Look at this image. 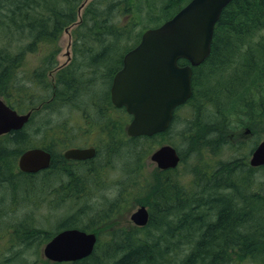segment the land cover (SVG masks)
<instances>
[{
    "label": "trees",
    "instance_id": "trees-1",
    "mask_svg": "<svg viewBox=\"0 0 264 264\" xmlns=\"http://www.w3.org/2000/svg\"><path fill=\"white\" fill-rule=\"evenodd\" d=\"M84 1L0 0V97L21 112L43 103L51 107L53 100L60 107H75L84 113L86 128H93V135L101 140L100 152L89 164L60 161L59 153L73 146L82 132L66 124L52 125V145L37 144L38 136L33 139L30 131L35 112L29 126L0 138V184L5 185L9 201L10 195L21 194L43 180L40 208L45 204L52 207V213L66 211L57 218L53 231L29 217L21 223L17 210H8V218L21 223L11 225L9 221L7 228L0 229L9 236L10 247L29 249L35 243L40 247L38 242L46 243L59 231L79 228L97 233L99 241L91 256L69 264H264V166L254 168L247 162L255 148L247 147L248 141L235 134L236 130L243 136L256 134L258 144V132L264 129V0H233L223 10L211 54L194 68L193 96L177 110L166 133L137 138L126 135L129 116L125 109L118 112V121L106 114L88 118V112L95 109L98 115L115 108L110 98L113 78L143 31L122 52L114 46L122 44V37L129 39L144 11L152 12L146 19L153 23L159 18L166 21L189 0H91L74 30L75 59L52 85L47 73L57 67L58 41L65 29L77 23ZM6 37L19 42L31 39V43L15 52L10 41L1 45ZM36 47H42L46 58L29 73L33 83L25 90L20 68L27 51ZM92 71L96 80L86 87L82 81ZM36 88L45 95L39 101L35 100ZM82 97L90 101L81 103ZM176 124L181 126L178 133ZM172 133L180 136L181 144L173 140ZM164 143L178 149L185 167L191 156L196 155L198 161L205 156V171L194 168L178 178L177 170L148 172L146 160ZM108 144L113 149L106 151ZM122 144L136 149L135 172L127 183L109 182L105 174ZM32 147L53 154L50 169L39 175L23 174L17 167L19 156ZM98 162L99 170L94 171ZM112 189L116 193L108 196ZM136 205L148 207L149 223L118 226V219ZM34 208L38 209L37 204ZM105 232L110 235L106 241L101 239ZM103 244L105 250L98 254ZM0 264L7 260L4 263L0 258Z\"/></svg>",
    "mask_w": 264,
    "mask_h": 264
},
{
    "label": "water",
    "instance_id": "water-1",
    "mask_svg": "<svg viewBox=\"0 0 264 264\" xmlns=\"http://www.w3.org/2000/svg\"><path fill=\"white\" fill-rule=\"evenodd\" d=\"M232 0H192L162 26L147 30L141 42L124 58V66L117 73L112 87L114 103L133 115L128 127L130 136H153L167 131L175 110L192 96L193 67L201 65L211 54L215 26L222 11ZM180 59L189 64L179 65ZM31 113L18 114L0 99V135L22 129ZM93 149H74L67 158L87 159ZM152 160L161 169L175 168L180 155L172 145L157 150ZM51 164V154L44 149L27 150L19 159V167L26 173H36ZM251 166L264 165V141L254 150ZM138 225L149 222L145 206L133 213ZM97 237L79 229L57 234L45 247V256L52 261H78L92 255Z\"/></svg>",
    "mask_w": 264,
    "mask_h": 264
},
{
    "label": "rangeland",
    "instance_id": "rangeland-1",
    "mask_svg": "<svg viewBox=\"0 0 264 264\" xmlns=\"http://www.w3.org/2000/svg\"><path fill=\"white\" fill-rule=\"evenodd\" d=\"M152 12H148V10L144 11L143 15L141 16V18L139 17L140 20V25L139 26H132L133 29L130 32L131 34L129 35V39H126V37H122L121 41L120 39L118 41H120L122 44L121 45H115L114 47H118L121 52L128 46H131L134 42H135V38L137 33L144 31L145 27H154L155 24H160L161 22H163V18H159L157 20V22L153 23L150 20H147L146 17H151ZM119 18H117L116 20H118ZM76 27H78V25H72L68 30L69 32L66 33L64 32L62 34V36L60 37L59 41H58V48H59V54L57 55V68H59L60 66H62L61 69L57 70L55 72L56 75V79H54V75H52V71L47 73L48 74V79L50 84L55 85L58 81V75L60 73V71L63 70V67L66 65H69L67 63V52L69 49V44L72 43V41L74 40V30L76 29ZM262 33H264L262 31ZM12 44L13 50L16 52L18 50H22L23 47L29 45L31 43V39L29 40H25L24 42H19L17 40H9V37H6L4 42H1L2 46H5V44L7 43ZM120 44V43H119ZM120 46V47H119ZM44 51L42 52V47L39 49L36 47V49H33L32 51H27L26 55H25V59L23 62V65L20 68V76H22L23 81L21 83V85L24 87V89L26 90V88H30L32 87V83L29 73L34 70V69H38V65L42 64V62H44L46 56L43 54ZM83 64V62L81 63ZM79 64V65H81ZM97 74L96 72L92 71L91 74H89L86 78L83 79V84L86 87H89L95 80H96ZM76 80H78V76H76ZM25 83V84H24ZM91 89V88H90ZM95 88H92V91H95ZM100 90H102V94H104L105 90H106V85L104 84ZM30 91V90H29ZM60 93V87L58 86V94ZM52 95H53V91H52ZM42 96H45L43 94V91H41L39 88H36V94H35V100L39 101L40 98ZM72 98H75V96H72ZM21 101H24L21 100ZM84 101H90L86 98H81V103H85ZM57 101L53 100L52 101V106L51 107H45L46 105H40L38 108H27V109H33L35 111L34 114V120H33V124L31 125V134H32V138L36 139V136H38V139L36 140L37 144H42V143H46V144H51L52 145V125H56V126H62L64 124H66V126L68 127H72L74 130L77 129H81V128H86V126H84V120L82 118V114L80 113V111H76L74 109H76L74 107H60L57 106ZM50 104V103H49ZM45 107V108H44ZM43 108V109H41ZM29 111V110H28ZM90 112L91 108H90ZM182 113V112H181ZM68 121H67V120ZM175 131L178 133V130L181 128V126L179 124L175 125ZM58 127H55L54 129H58ZM174 129V128H173ZM241 132V130H236L235 134L239 136V138L241 139H245L246 141H248V146L247 147H251V149L253 150L258 144L255 142L256 140L254 139V135L253 137L250 135H245L243 136L242 134L239 135V133ZM174 135H171L173 140H175V142L178 144H181L182 139L180 138L179 135H177L176 133H172ZM258 134H260V142L262 140H264V129L259 131ZM234 135V133H233ZM233 138V136H232ZM44 141V142H43ZM165 144V143H164ZM122 149L120 150L119 154H113L112 155V162H111V166L112 168H109L107 170L106 175V179L109 182H118L121 181V183H127V180L129 178H132L133 173L135 172V166H136V158H135V154L133 150H136L135 147L134 148H129V146L122 144ZM183 146V145H181ZM106 148V151L109 149H113V145H105L104 146ZM156 150H153V152ZM132 151V152H131ZM107 153V152H106ZM237 155H240V153H238ZM118 156V157H117ZM119 156L121 157V159H119ZM122 156L124 158H122ZM128 156V157H127ZM251 156V154H250ZM249 156V158H250ZM20 157V156H19ZM203 159H201L200 161L197 160V156L194 155L193 157L191 156L190 158H188V161L185 165H187V167L182 166V164L178 167L177 170V178L179 176L184 177V174L189 175V172L191 170H194V168H198L201 169V172H203L202 170L205 169V163L206 157L203 156ZM147 162V171L151 172L154 171L157 166L155 163L151 162L150 160V156L149 158L146 160ZM247 162H250V159L247 160ZM250 164V163H249ZM205 171V170H204ZM144 173H146V168L144 170ZM258 174V173H257ZM40 180V179H38ZM39 183L41 184H36L34 186H30L28 190H26L25 192L23 191L21 194H17L15 196H11L10 195V201H9V195L8 198L5 196L4 192H5V185L2 186V184H0V229L1 227H3L2 230H4V228H7L6 225H8L9 221L11 225H18L21 224L22 222H24V220L29 217L31 218V220H34L38 226H43V228H45V230H55V224L57 222L58 217L62 216L65 214L66 211H64L61 214L58 213H52V207H50L49 205L40 208V201H41V197L43 194V190H44V186H43V180H40ZM192 184H189L188 187L191 189L192 188ZM116 193V192H115ZM113 189L111 190V192L107 193L108 196L110 195H114L115 194ZM7 198V199H6ZM37 204L38 209H35L34 206L35 204ZM22 204H25L22 206ZM139 205H136L135 207H132L127 213H125L123 215V217H120L118 219L119 222H116V224L118 226L121 227H125V228H131L134 227V223L132 222L130 216L132 214L133 211H135L138 208ZM8 210H17L16 212H18V216H19V220H21L19 223H15L13 222L14 220H10L9 217V213ZM35 211H39L38 213L34 212ZM52 213V221H48L47 218L49 216V214ZM55 216V217H54ZM30 221V220H29ZM54 227H53V225ZM52 226V227H51ZM5 232V231H4ZM0 258L2 262H6L7 260V264H69V263H58V262H53L50 260H47L43 251H44V246L45 244L42 242H38V244L40 245L37 246V244H33L32 247H29V249L25 247H20L19 245L14 246V247H10L9 245V236L8 235H3V232H1L0 230ZM110 237L109 232H105L101 235V239H104V241L108 240ZM38 241V240H36ZM106 245L103 244L101 245V247L99 248V250L97 251L98 254L103 253V251L105 250ZM18 258H23L25 260V262L23 261H19ZM44 261V262H43ZM46 262V263H45Z\"/></svg>",
    "mask_w": 264,
    "mask_h": 264
},
{
    "label": "flooded vegetation",
    "instance_id": "flooded-vegetation-1",
    "mask_svg": "<svg viewBox=\"0 0 264 264\" xmlns=\"http://www.w3.org/2000/svg\"><path fill=\"white\" fill-rule=\"evenodd\" d=\"M73 45H74V40L72 41L71 44H69V49H68V52H67V57H68L67 63L68 64L73 63V61L75 59L74 51H73ZM61 68H62V66H60L57 69L55 68V69L52 70V75H54V79H56L55 72L57 70L61 69ZM111 86H112V84H111ZM110 98H111V91H110ZM111 102H112V98H111ZM115 108H112L111 107L110 109H108L107 113H104V111L101 110L98 113V115L96 114L95 109H92V111H93L92 113L88 112V118H93V117H96V116L101 118L103 115L106 114L108 118L113 117V118L116 119V118H118V112L120 111V108H117V109H115ZM86 111H88V110L86 109L85 112ZM83 114L84 113H82V115ZM82 118H84V117L82 116ZM84 120H86V119L84 118ZM84 126H85V124H84ZM102 130L103 129H101V130L99 129V132L102 131ZM79 131L82 132L81 134L78 135L80 137V139L78 141H76L73 146L68 147V149H74V148H95L96 149V152H95V155L94 156H98V152H99V148H98L99 145H98V143L101 142V140L99 139V137L97 135H93V131H94L93 128L92 129H89L88 127L87 128H81ZM96 136H97V138H96ZM65 151L63 153H59V160L60 161L67 160L69 163L79 165V164H89V162H91V160H94L96 158L95 157V158L88 159V160H84V161L77 160V159L68 160V159L65 158V155H64ZM54 155H57V154H54ZM52 158H53V154H52ZM56 160H57V162H59L58 159H56ZM97 169L99 170V162L95 164L94 171L97 170Z\"/></svg>",
    "mask_w": 264,
    "mask_h": 264
},
{
    "label": "bare ground",
    "instance_id": "bare-ground-1",
    "mask_svg": "<svg viewBox=\"0 0 264 264\" xmlns=\"http://www.w3.org/2000/svg\"><path fill=\"white\" fill-rule=\"evenodd\" d=\"M82 67V66H81ZM77 69H78V67H77ZM171 140V139H170ZM80 146V145H79ZM179 146V145H178ZM186 148V147H185ZM100 152V151H99ZM139 153H141V152H139ZM138 155V154H137Z\"/></svg>",
    "mask_w": 264,
    "mask_h": 264
}]
</instances>
